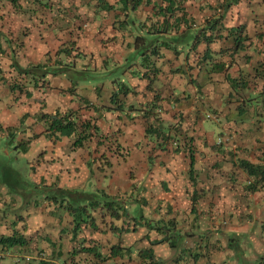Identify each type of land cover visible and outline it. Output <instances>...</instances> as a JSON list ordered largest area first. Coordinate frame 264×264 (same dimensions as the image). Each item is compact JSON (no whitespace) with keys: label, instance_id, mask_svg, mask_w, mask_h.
I'll return each instance as SVG.
<instances>
[{"label":"crops","instance_id":"1","mask_svg":"<svg viewBox=\"0 0 264 264\" xmlns=\"http://www.w3.org/2000/svg\"><path fill=\"white\" fill-rule=\"evenodd\" d=\"M220 1L184 0L183 12L164 19L152 11V3L160 0H152L128 11L135 29L123 25L119 30L113 23L127 19L118 0H0V138L24 159L36 184L103 190L124 200L131 217L170 219L182 235L178 248H151L165 264H264V188L248 191L252 178L239 167V160L264 164V0H240L225 13ZM108 4L115 10H104ZM222 13L217 26L223 36L207 46L201 30ZM240 26L253 39L248 60L231 50L232 38H226V29ZM147 32L161 46L149 65L157 71L152 89L142 78L148 66L140 65L139 56L134 60L132 47L134 37ZM170 38L178 42L162 48L161 41ZM207 47L211 58L201 61ZM35 66L46 71L41 79L21 73ZM63 67L71 79L48 72ZM81 70L92 78L81 82L70 74ZM242 77L250 82L233 90L230 81ZM122 83L132 92L120 95L115 106L111 99ZM155 97V117H145ZM56 112L71 115L78 128L88 126L92 137L74 149V136L47 132L42 114ZM155 119L169 135L164 148L145 134ZM186 139L188 145L174 151L176 142ZM27 206L0 186V235L16 231L55 252L71 241V234H60L62 226L48 214L46 202ZM95 219L98 230L87 225L76 239L86 236L104 252L115 245L129 249L107 264H141L136 254L149 247L145 236L158 239L155 231L141 228L112 232L108 218ZM49 224L51 230L44 231ZM63 250L57 264H81V254L72 260ZM189 250L197 255L194 263L187 258ZM9 259L0 264L20 261Z\"/></svg>","mask_w":264,"mask_h":264},{"label":"trees","instance_id":"2","mask_svg":"<svg viewBox=\"0 0 264 264\" xmlns=\"http://www.w3.org/2000/svg\"><path fill=\"white\" fill-rule=\"evenodd\" d=\"M99 4H103V0H97ZM183 2L184 0H160V3H152V0H118V4L121 6V10L125 12L126 20L114 22L113 24H118L117 29L121 30L123 25H131L132 28L135 29V24L132 20L128 18V11L135 12L142 4H153L152 11L154 15L163 17H173L176 12H183ZM240 0H222L220 1L219 7L222 12L225 13L236 5ZM104 10H115L114 6L106 5L103 7ZM223 13L221 17L212 21L206 28H203L201 31L210 33L207 35L206 32L204 35L200 36L207 46L213 40H219L222 38L223 34L221 33L222 27H218V22L223 18ZM178 18H174L173 20V29L177 31L176 25L179 23ZM183 24H188L186 20L183 21ZM242 27H238L237 30L226 29L227 30V39L232 38V46L231 50L236 52L237 54H243L244 60H248L250 55V49L253 45V39L247 34L241 31ZM165 30V29H164ZM234 31V32H233ZM232 32V33H231ZM154 33H152L153 35ZM185 35V34H184ZM182 35V36H184ZM200 33L192 35L191 40H195ZM157 41L156 38L151 37L150 33L147 32L144 36H135L132 47L134 50V60H136V56L141 58L140 65L148 66L146 71L143 73L142 78H144L148 84V89H152L151 84L155 79L156 70H149V65H152V58L159 56V49L154 43ZM173 42H178V38H170L164 39L160 44H163L162 48L169 49V44ZM129 46V45H126ZM193 48V45L190 47ZM208 47L204 51V56L200 59L201 61H205L207 58H211V54H209ZM218 52L222 53V49H218ZM64 55L68 54V51L63 52ZM145 62V63H144ZM64 69V70H63ZM63 69H48V72L55 74L54 72H58L60 74H66L68 69L63 67ZM47 72V73H48ZM22 74L26 76H31L35 78V81L41 79L45 76V72H42V67H31L28 69H24ZM70 73V72H69ZM73 77L77 76V81L85 82L92 78L88 71H78L75 74L70 73ZM259 72L255 71L253 75V81H255L256 76H258ZM67 75V74H66ZM68 76V75H67ZM68 78H70L68 76ZM71 79V78H70ZM252 81V82H253ZM234 86H232L233 90L239 91L241 87L245 88L246 84L250 82L248 79L245 80L244 77L232 79L230 81ZM117 87V92L113 94L111 102L113 105H117V99L120 95L126 96L128 93L132 92L130 88L123 86ZM262 93L264 94V85L262 89ZM156 98V97H155ZM159 99H154L151 102V107L147 110V115L145 117L152 115L155 111V105L157 104ZM264 103V100H263ZM117 108L120 107L118 106ZM155 117V114H153ZM42 118L48 122V126L46 131L50 132L52 135L60 136V137H70L74 136V140L72 142V147L74 149L80 148L83 146L84 142L89 140L92 137V133L89 130V133L85 131L88 126L82 125L78 128L76 122L71 118V115L56 112L54 115L42 114ZM162 125L158 119L154 120V123L148 124L145 130L146 136L153 138L158 147L164 148V146L168 142L169 135L165 133L161 129ZM189 143V139L178 140V146L174 149V151H181V147H186ZM181 142V143H180ZM223 142V139L220 140ZM220 143V144H221ZM219 144V145H220ZM21 143L16 145V149L19 148ZM193 155H190V177L193 172ZM104 166L110 167L111 163L109 161H105ZM239 167L246 173L249 178H252V181L248 185V191L255 192L259 189L264 188V164H252L246 160H239ZM19 172L12 168H6L4 166H0V186L5 187L11 195L19 196L22 200V206L28 207L27 204H32V206H36L39 202H46L48 214L59 220L60 234H71V241L67 242V245L61 246L58 252H55L53 248L46 247V251L48 253V257H52L51 259L55 260L54 264H57L56 258L61 259L62 255L65 254V251L68 252L66 255H70L72 260L74 257L81 254L83 257L78 262L81 264H107L110 260H114L115 258L125 257L126 252L129 249H124L120 246H111L107 252L102 250V246L97 244V242L93 240H87L86 236L80 237V239H76L83 233L84 228L88 225L93 231H96L95 217L98 216L102 222L108 218L110 225V230L115 231H123L125 233L128 232H137L139 228H141L142 232L149 233L151 231H155L158 239L150 240L149 235L147 234L145 237L149 242V247L147 249H142L138 251L136 257L140 259L141 264H165V262L161 259L156 260L153 250L151 249L153 246L166 245L169 251L173 249H177L181 240V234L177 231H174L172 221L170 219L167 222L163 220L153 221L145 217L143 214H139L136 216H130L128 213L126 206L127 203L118 199L117 197H113L108 195L103 190H82V189H68L63 187H58L56 185H45L43 183L36 184L34 182L23 183L18 180ZM195 201V200H194ZM96 215V216H95ZM124 220V225L116 227L114 225V221ZM127 220H133L134 225L130 226ZM172 220V219H171ZM63 222L66 224L63 226ZM108 222V224H109ZM2 225H0V228ZM120 233V232H119ZM144 237V236H143ZM71 244V245H70ZM31 244L28 239H26L19 232L13 231L10 235H0V247L12 250H18L19 252H24L31 247ZM45 248V247H44ZM62 250V251H61ZM191 250V249H190ZM189 250L188 257L193 263L197 260V255L192 253ZM186 251V250H185ZM39 252V251H38ZM125 252V253H124ZM42 253V252H41ZM60 253V254H58ZM43 255V254H42ZM129 256L128 258H130ZM180 257V256H179ZM181 258V257H180ZM183 258V257H182ZM175 261V260H174ZM177 262L180 260H176ZM77 262V263H78ZM189 262H186L188 264ZM37 264H53L52 260L49 262H37ZM190 264V263H189ZM196 264V262L194 263Z\"/></svg>","mask_w":264,"mask_h":264},{"label":"rangeland","instance_id":"3","mask_svg":"<svg viewBox=\"0 0 264 264\" xmlns=\"http://www.w3.org/2000/svg\"><path fill=\"white\" fill-rule=\"evenodd\" d=\"M205 124L208 125L209 121L206 120ZM2 140L3 139L0 138V162H1L2 166L9 168V169L10 168L16 169L19 172V176H18L19 181H21L23 183L32 182L31 178H30L29 171L26 168V164H25L24 159L21 156H19L18 153H16L12 148H8L6 143ZM19 167L22 168V171L19 170ZM40 205H41V201L39 202V204H37L33 208H38V207H40ZM50 225L51 224H49V226H46L44 231H50L51 230ZM31 247L32 248H30L24 252H19L18 250L11 251V254H10L11 257H8V259L9 258H18L20 260L19 262H16L13 264H37V262H41V261L45 262L46 260L47 261L53 260L47 256L48 253L46 251V248H44L42 246H36V245H31ZM5 261L6 260H4V262L2 264H6ZM52 263L54 264L55 262H52ZM249 263L250 262L246 260L243 264H249ZM256 264H258V263H256Z\"/></svg>","mask_w":264,"mask_h":264},{"label":"built area","instance_id":"4","mask_svg":"<svg viewBox=\"0 0 264 264\" xmlns=\"http://www.w3.org/2000/svg\"><path fill=\"white\" fill-rule=\"evenodd\" d=\"M11 250L0 247V261H2L4 258L11 257Z\"/></svg>","mask_w":264,"mask_h":264},{"label":"clouds","instance_id":"5","mask_svg":"<svg viewBox=\"0 0 264 264\" xmlns=\"http://www.w3.org/2000/svg\"><path fill=\"white\" fill-rule=\"evenodd\" d=\"M11 251H13L12 249H10ZM16 259H18V258H16Z\"/></svg>","mask_w":264,"mask_h":264}]
</instances>
